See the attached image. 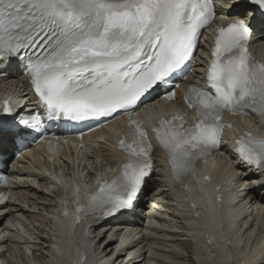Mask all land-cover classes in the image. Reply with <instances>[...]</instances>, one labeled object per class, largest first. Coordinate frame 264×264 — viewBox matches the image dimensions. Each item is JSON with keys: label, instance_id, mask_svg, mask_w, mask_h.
Instances as JSON below:
<instances>
[{"label": "snow or ice", "instance_id": "snow-or-ice-1", "mask_svg": "<svg viewBox=\"0 0 264 264\" xmlns=\"http://www.w3.org/2000/svg\"><path fill=\"white\" fill-rule=\"evenodd\" d=\"M231 7L239 15L216 30L206 85L189 84L183 97L198 115L191 122L157 115L150 137L130 113L158 89L168 99L175 96L164 86L194 57L215 15L212 0H0V65L23 66L48 119L99 121L129 113L131 140L122 135L117 141L121 164L82 196L83 203L72 202L77 222L131 208L150 177L156 146L181 183L221 146L231 128L225 112L264 117V61L248 48L253 29L264 27V0H234ZM0 111L8 114L0 138L6 131L22 141L42 123L39 115L13 114L6 101ZM232 143L242 163L264 169V135L242 129Z\"/></svg>", "mask_w": 264, "mask_h": 264}, {"label": "bare ground", "instance_id": "bare-ground-1", "mask_svg": "<svg viewBox=\"0 0 264 264\" xmlns=\"http://www.w3.org/2000/svg\"><path fill=\"white\" fill-rule=\"evenodd\" d=\"M233 10H235V12L234 13H238V10L237 9H234V8H232L231 9V12H233ZM260 37L262 38V39H260V40H264V29H262L261 30V32H260ZM259 39V38H258ZM3 66H5V65H3ZM5 67H10V66H5ZM15 77H16V75H12V76H10V77H7L6 79H5V82L6 83H8V84H12V82H11V80H16L15 79ZM189 79H192V75L191 76H189ZM2 85V83H0V86ZM15 86H17V89H18V91H20L22 94H27V92H28V87L27 86H23V87H21V85L20 86H18L17 85V83L16 84H14ZM5 86H2V87H0V94H2V95H5V96H9V94H8V91H6L5 90ZM155 102L157 103L158 101L157 100H155ZM152 103H153V101H152ZM175 103H177V102H175ZM153 107H155V105H154V103H153ZM253 120H254V118H252ZM262 119H263V121H261V123H254L253 124V127L254 128H257V129H259L260 128V125L262 124V123H264V117H262ZM115 124L116 123H113V124H110L109 126H107V127H105V128H103V129H101V130H99V131H97L96 132V134H98L99 136L98 137H103V134L105 133V131H107V132H110L114 127H115ZM228 130H226V132H227ZM94 134V133H93ZM93 134H91V135H89V136H86L85 137V139L87 140V139H91V138H93ZM97 137V138H98ZM105 137V136H104ZM108 140V139H107ZM9 142V141H8ZM8 142L6 143V145H8ZM110 140H108V142H105V143H102L101 144V149H100V151L103 153V155H101L102 156V158L103 159H109L110 161L112 160V157H113V155H114V153H113V150H112V146L110 145ZM74 147V146H73ZM34 150H36L35 148H33ZM58 151V150H57ZM57 151H55V152H52V153H49L50 154V156L51 155H53L52 157H54V155H56V153H57ZM99 151V150H98ZM224 151L227 153V152H230L231 151V149L227 146V145H224ZM10 153L12 154V151H10ZM218 153V152H217ZM216 153V154H217ZM48 154V153H47ZM48 154V155H49ZM64 154V153H63ZM86 156H88V154H85ZM156 155H158V152H156ZM212 160L210 157L209 158H207L206 160ZM36 163H38L39 165L41 164L40 163V161L37 159V162H35L34 161V166H35V164ZM231 164H232V167H234L233 169L231 168V166H230V168H228V171H229V175H227V177H228V180H230V185H229V188H228V190H227V195L228 194H233V192L231 191L232 190V188L234 189V194H235V197H234V200H233V203L235 202V203H237L238 205L236 206V215H235V217L237 218V220L235 221L233 218L232 219H230V221L234 224L233 225V229L235 230V236L233 235V240H231V242L227 245V244H225L223 241L221 242V243H219L218 244V252L216 253V255H217V257H215L217 260L216 261H218L217 262V264H219L221 261L220 260H222L223 261V263L224 262H226V260H227V257L228 256H230V254H231V251H230V245L231 244H236V243H238L239 242V239H240V237L242 236V235H244V234H246L248 231H250V230H253V229H255L254 228V226H251V224H247L246 223V221L244 220V216H247L248 217V215L249 216H251L252 214L254 215V218L256 219V220H259V219H261V220H259L261 223H264V209H263V206H264V193L263 192H258L257 190L260 188V187H262L263 185H264V183H262V184H260L259 185V187H258V189L256 190V188L254 187V185L252 186L251 185V183H253L255 180H259V179H261V176L260 175H262L264 172H261V171H257V170H250L249 171V173L247 174V175H244L241 171L239 172V170L241 169L240 167H241V163L240 162H236V160H234L233 159V162L231 161ZM17 165V164H16ZM210 167L211 166H213L212 164H208ZM200 166V165H199ZM227 166L225 165V164H222V165H220V168L221 169H224V168H226ZM95 172V171H94ZM93 172V173H94ZM81 173H82V169L80 170V171H78L77 172V174H76V176H75V178H80L81 177ZM93 173H91L89 176H88V178H87V181H85L86 183H89V182H91V177H92V174ZM99 174H101V173H99ZM105 174V173H104ZM104 174H102V175H104ZM243 174V175H242ZM191 177H192V175H188L187 176V180H190L191 179ZM201 178L199 177L198 178V180H199V182L200 183H203L204 184V186H205V188L208 190V193L209 194H211V199H212V202H213V187L208 183V182H205V181H201L200 180ZM10 183H12V177L10 178ZM63 180V179H62ZM151 181L152 180H155L154 179V177L152 176L151 177V179H150ZM161 181H162V183H163V185L164 186H167V183H166V179L165 180H163L162 179V177H161V179H160ZM245 180H247V182L246 183H244V181ZM226 179L225 178H223L222 179V182H223V185H222V189H224L225 187H226ZM26 182H28V181H20L18 184L17 183H14V185H13V189H12V191L13 192H15V191H21V193H19V194H17L18 196H16V198L15 199H19L20 201H22L23 203L24 202H26L27 203V206H34V205H31V203H37V202H42V203H45L46 204V202L48 203L47 205H45V207H46V209H48L51 213H52V209L53 208H51V203H49V201H52V199L50 200H48V198L47 197H45L43 194H41V196H39L38 194L39 193H42V192H40L38 189H36V188H34V184H35V181H32V183H33V187L29 184V183H26ZM63 182L64 183H66L64 180H63ZM71 182L73 183V185H76V187H77V185H80V183H78V181L77 180H71ZM170 182H172L171 180H170ZM55 184H58L56 181L54 182ZM26 186V187H25ZM174 186L176 187L177 186V184L176 183H174ZM56 187V186H55ZM26 188H31V189H33V191L34 192H39L37 195H36V197H34L33 196V192H28V189H26ZM55 189V188H54ZM196 189V188H195ZM7 190H10V189H7ZM176 190H178V191H183L181 194L182 195H186V192H189V191H192L193 189L192 188H188V186L185 188V190H183L182 188H179V189H177L176 188ZM186 191V192H185ZM46 193V192H45ZM46 194H48V193H46ZM154 195V194H153ZM152 195V196H153ZM47 196V195H46ZM51 196V195H50ZM57 196V195H56ZM49 197V196H48ZM153 198V197H152ZM151 198V199H152ZM198 198V197H197ZM38 199H41V201H39ZM182 200H184V202H183V204L184 205H189V200L188 199H185L184 197H182L181 198ZM199 199V198H198ZM200 200V199H199ZM236 200V201H235ZM35 201V202H34ZM11 201H9V203H10ZM56 202V199H54V203ZM8 202H5L4 203V205L5 204H7ZM54 203H53V205H54ZM143 203V201L142 200H140L139 201V204L141 205ZM3 205V206H4ZM215 204H213V206H214ZM246 205H248L247 207H246ZM256 205H259V206H262V207H260V208H254V206H256ZM2 205H0V207H1ZM16 207H17V209L19 210V211H21V213H23L25 216H27V217H30V213H29V209H28V207H26V206H24V204H20V203H17L16 204ZM188 207V206H187ZM190 207H193V206H191L190 205ZM216 207V206H215ZM228 208L229 207H227V210L225 211V213H227L228 212ZM1 209V208H0ZM44 209V208H43ZM254 209H256V210H254ZM191 210L192 211H196V210H199L200 211V208H197V207H194V208H191ZM259 210H261L262 212H261V218H259ZM8 211H10V210H8ZM47 211V210H46ZM159 211H162L163 213H167V209H164V208H160L159 207ZM190 211V210H189ZM239 211V212H238ZM243 211H244V215H243ZM216 213H217V208H216ZM7 215V211H5L3 214H1L0 215V223H1V221H2V219L5 217ZM149 215V214H148ZM148 215H146V216H148ZM188 215V217L186 218V219H184L183 217H182V214H180V213H175L174 211L172 212V217H169V219H168V221L169 222H171V224L169 225L170 227H173V224H174V222H176V223H178L179 222V224L182 226V227H185V226H189L190 225V221H192V222H194V223H199V219H200V216H199V219H197V218H194V217H192L191 215H189V214H187ZM199 215H200V213H199ZM216 215V214H215ZM242 215H243V217H242ZM14 218L15 217H13V218H8L11 222H15L16 223V221H14ZM143 218V217H142ZM141 218V219H142ZM158 218V217H157ZM162 219H164L165 217H161ZM176 219H179V221H176ZM245 219H247V218H245ZM38 220H41V223H42V226H44L45 228V230L47 231V229L49 230V231H51L52 230V227H51V221H50V217L49 216H44V215H39V219ZM213 223L215 224L214 225V227L216 228V227H218L219 225H217L218 223H219V218L218 217H216L215 216V218L213 217ZM35 221V220H34ZM60 221V223H59V227H58V232L60 233V231H64V229L62 230L61 228H62V226L66 223V224H68V226H70V229H68V233H66V235H64V236H61V237H59L58 235H56L55 237H54V239H51V241L53 242L52 243V245H49V247H50V256L48 255V253H47V251H48V249H47V247H45V248H41V244L43 243V242H46V241H48L47 239H44V238H41L42 240L41 241H43L42 243H40L36 248H35V251H37V252H34L35 254L36 253H38L36 256H35V258H37V260H38V262L40 263V264H71L70 263V260H75V261H77V257H79V250L77 251V254H76V256H75V254H74V252H75V247H74V244H73V241L72 240H69L68 239V242H69V244L67 245V247L70 245V250H73V252H72V254H71V256H69L68 257V259H65L66 258V256L67 255H65L64 253H63V251L64 250H61L62 248H61V246H62V244H60V246H57V243H58V241L61 239V238H65V239H67L68 238V236H69V233H71V231L73 230V228H72V226H71V224H70V221H71V217H65V218H61V220H59ZM230 221L229 220H226V223H230ZM18 222V221H17ZM23 222V221H22ZM20 223V222H19ZM18 224V223H17ZM101 224H103V223H99V224H92L91 226V231H93V236H92V238H95V241H94V246L96 247V248H99V252H100V254L101 255H99V260H102V259H105V258H107L108 257V255H110V252L113 250V248H114V245L113 244H119V245H121V247L120 248H118L117 250H116V252H115V256H114V258L110 261V262H108V263H106V264H113L114 263V261H116V260H118L119 262L118 263H122L121 261L123 260V258L124 257H126L127 258V260L125 261V262H123V264H137V260H138V258H136L137 256L139 257V256H142V258L140 259V260H142L144 257H145V255H144V253L148 250V249H143L142 251H141V253H139V254H135L134 253V244H137V243H139V240L137 239V238H133L134 237V235L135 234H133L134 233V229L137 227L136 225L137 224H135L134 225V228H133V230L132 231H130V232H127V233H122V239L121 240H118V238H116V237H114L113 235L111 236V235H109V233L107 232L108 231V229H103L102 230V232L100 233V229L101 228H105L104 226L103 227H101L99 230H98V228H99V226L101 225ZM105 224V223H104ZM206 224H207V222H206ZM20 225V224H19ZM40 225V224H39ZM21 226V225H20ZM164 226V225H163ZM168 226V227H169ZM207 226L208 227H210L208 224H207ZM22 227V226H21ZM199 228H200V226L198 227V230L196 229L195 230V232L196 233H198V231H199ZM231 228V227H230ZM168 229L170 230V228H167L166 229V227L164 226L163 227V231L166 233V232H168ZM256 229H259L260 231H261V234H260V237H259V239H258V241H257V243L259 242V240H260V238L262 237V235H263V230H262V226L261 227H258V228H256ZM23 230V229H22ZM98 230V231H97ZM145 230V229H144ZM162 230H160V232L162 231ZM97 231V232H96ZM119 231V230H118ZM115 232V234H119L120 233V231L119 232ZM163 231L161 232V233H163ZM177 231V230H176ZM183 231V230H182ZM182 231H180V234L182 233ZM185 231V230H184ZM145 232H146V230H145ZM158 232V231H157ZM155 233L154 235H159L160 233ZM99 234V236L98 237H96V235L97 234ZM196 233L194 234V237L196 238ZM27 234H29L28 232H27ZM68 234V235H67ZM174 234H176V233H174ZM45 235V234H44ZM131 235V237L129 238L130 240L128 241V242H126L124 245L122 244L124 241H125V237H127V236H130ZM162 234H160L159 236H149L150 238H157V240L158 239H160L161 241L163 240L162 238L164 237V236H162V237H160ZM164 235V234H163ZM167 235H169V234H167L166 233V235H165V237L167 236ZM172 235V234H171ZM249 235V234H248ZM174 236V235H173ZM222 236L225 238V237H227V235L226 234H224V233H222ZM70 237V236H69ZM81 237V236H80ZM82 237L84 238V235L82 234ZM246 237V236H245ZM167 238V237H166ZM71 239V238H70ZM165 239V238H164ZM243 239H244V237H243ZM160 240H158V241H160ZM188 240V239H187ZM3 241H5V240H3ZM50 241V240H49ZM48 241V242H49ZM242 241V240H241ZM154 242V241H153ZM185 242V241H184ZM0 243H2V241H0ZM166 243V242H165ZM170 243V242H169ZM173 243V242H172ZM172 243H170L171 245H173ZM180 243H182V241H180ZM199 244H200V239H199V242H198ZM240 243V242H239ZM159 244V243H158ZM168 244V243H167ZM170 244H168L169 246H170ZM176 244H178V243H176ZM113 245V246H112ZM162 245H164L163 243H162ZM161 245V242H160V246H162ZM192 245V244H191ZM201 245L204 247V249H208V245H206L205 244V242H203V240H201ZM23 246V245H22ZM56 246V249L54 250V247ZM160 246H158V247H160ZM167 245H164V247H166ZM168 246V247H169ZM175 246V245H174ZM174 246H171V247H174ZM18 247V246H17ZM64 247V246H63ZM156 247V246H155ZM157 248V247H156ZM178 248V245H176V247H175V249H177ZM210 248H211V246H210ZM246 248V247H245ZM26 250V249H25ZM168 250H170V247L168 248ZM24 251V250H23ZM30 252V251H29ZM62 252V253H61ZM263 252V253H262ZM241 253H243V252H241ZM58 254H61L60 255V257L58 256ZM171 254V253H170ZM169 254V255H170ZM256 254V255H255ZM255 254H253V255H250V254H248V255H244V256H241L242 258H245V260L247 261V263H252L253 261H255L256 259H258L259 261H260V263H264V244L256 251V253ZM163 255H165V256H167L166 255V253L165 254H163ZM162 255V256H163ZM179 255V254H178ZM177 255V256H178ZM171 257H169V258H167V259H169V260H171L172 261V264H182L181 262H179L178 260H175V258L177 257V256H175V255H173V254H171L170 255ZM196 256H198V257H200V260H202V261H204V263L203 264H209V262L207 261V258H210V254H207V253H202V254H198V255H196ZM148 257V254H146V258ZM168 257V256H167ZM192 257V256H191ZM161 258H164V257H161ZM166 258V257H165ZM195 258V257H194ZM197 258V257H196ZM162 260V259H161ZM166 260V259H165ZM184 260V259H183ZM163 261V260H162ZM196 261H199V259H197ZM188 262V261H187ZM28 263H29V261H28ZM167 263V262H166ZM7 264H13V262L12 261H8L7 262ZM30 264V263H29Z\"/></svg>", "mask_w": 264, "mask_h": 264}, {"label": "rangeland", "instance_id": "rangeland-1", "mask_svg": "<svg viewBox=\"0 0 264 264\" xmlns=\"http://www.w3.org/2000/svg\"><path fill=\"white\" fill-rule=\"evenodd\" d=\"M109 137H110L109 136V132L105 131V133L103 134V138L105 139V142H107V139ZM91 139H87L86 142H83V144L81 146V147H83L84 152H83V155L79 157V161H80V164L83 163V162L85 163L84 168L82 169L81 177L80 178H75V176L73 175V178L71 179V177H72L71 175L67 176V175H63L61 173V178L68 184V186L71 184V180H77L78 183H83V182L87 181L88 176L91 173H93L94 171L95 172H100V171L104 172V171H106V170H104V167L105 168H109V165H110L109 161L110 160L109 159H103L101 154H100V152H99L100 149H101V144L105 143V142L97 141V140H91ZM68 150H70V149L65 148V152L67 154H68ZM87 153H88V156L85 155ZM27 154L28 155L21 156V160L15 166L19 165V167L22 170L27 171L28 172V176L26 175V177L30 181L29 184L32 186L33 185L32 181H35L34 185L36 186V189H38V190L40 189L39 191L42 192V193H39V192L36 193L31 188H26V189H28V192H33V196L34 197H36V195L39 193L38 194L39 196H41V194H43L45 197L48 198V200L49 199L51 200L53 198L52 199V201H53L54 198H55V195H56V191L59 190V186L56 185V187L55 186L52 187L51 185L54 183L52 181L46 182V183H48V185H50V186H48V185L46 186L44 181H43V178L40 179V181H36L35 176L31 175L30 172L32 170L39 169V172L43 173V172H45V167H44L45 165L34 167V157H33L34 151L33 150H29ZM30 157H32V158H30ZM67 157L70 160V163L71 162L75 163L77 161L75 157H69V156H67ZM209 157L212 159L211 161H213L218 166H220L222 163H225V165L227 167L223 169L224 176H227V175L230 174L229 171H228V168H230V166H231V160L228 159V157H223V153L222 152L219 151L216 155H210ZM45 158H47V157H45ZM46 160L47 159H45L44 162H46ZM40 163H42V162L40 161ZM35 166H36V164H35ZM231 168L233 169L232 166H231ZM77 170L80 171L81 169H77ZM59 174L60 173L57 172V175H59ZM154 179L157 182L158 176L154 177ZM154 186H155V184L152 183V186L146 187L145 195H147L148 197L152 196L153 191H154V189H153ZM49 187H52L53 190L51 188H49ZM44 190H47L49 193L46 194ZM164 196H165V193H162V194H159L156 198L154 197L152 200H146L145 201L144 205L147 208L150 209L151 213H150V216L147 219L142 221V223L150 224V225H147L148 227L145 228L146 229V234L154 235L158 231L157 233L162 234L160 237L164 236L162 238L163 240L161 241L160 239H158V240H160V241H158L157 238L150 239L149 236H148V238H145L144 236H138V240L140 242L138 244L134 245L135 252L138 253V251L141 250L143 247L144 248H149V255L154 254V253L156 255V257L151 260L150 264H168V263H166V261H162L161 259H159V257L160 256L164 257V259H166L167 256L170 257V255H169L170 252L169 251L177 252L179 255L177 254L178 256L175 258V260H178L182 264H200V257L196 256V255H198V253L195 254V252L193 251V244H192V241L190 240L191 237H192V234L194 233V231L187 230V228H183L179 224V222L178 223L174 222L173 227L170 228L171 230L166 232L167 234H169V235L166 236L167 238L165 237L166 233L164 231H163V233H161L162 231L160 232V230H161L160 227L164 225L166 228H168L170 222L167 221V220L165 221V220L159 219V216H165L168 219V217L171 215V213H169V214L168 213H163L162 211L158 210L159 207L166 208L169 211L178 212V210H176L169 203L171 201V198H169V197L168 198H164ZM11 200L15 201L16 203L18 202L20 204H24L26 207H28L29 213H30L29 220L32 218L33 219L32 221L35 220V222H37V223H41V220H38L39 219V215L42 214L44 216H49V214H50V211L48 209H46V207H45V205L48 204L47 202H46V204L42 203V202L31 203V205H34V206H27L26 202L22 203L20 200H17V199H14V198L11 199ZM38 200L41 201V199H38ZM160 200L164 201L165 204L168 203L169 205L168 206L161 205V203H159ZM52 201H49V203H51V206H52L51 208H53ZM16 203L12 202V203H8V204H6V206H4L5 210H10V211L7 212V215L4 217V219L2 220V223L0 224V239H2V237L6 239V240L4 239L5 241H2V243H0V264H7V262L9 260L11 261L10 256L14 259V263L13 264H29L28 261H30L31 259H34L35 255L33 253L37 252V251H35V248L39 245V244H36L37 242H33L31 240H28V239H26V240L22 239L21 235L19 233H17L15 230H13V229L10 230V229H7L6 227H4V224H5V222L7 221L8 218L15 217L14 221H16V224L18 223V225L20 224L22 226L21 227L19 225L21 227V231H23L29 238L34 236L35 230H31L29 228V226L27 225V222H26L27 219H28L27 216H25L23 213H21L20 211L17 210V208L15 206ZM154 214H155V216H153ZM260 216H261V212L259 214V218H261ZM259 220H261V219H259ZM176 221H179V219H176ZM171 231H173V232H171ZM180 231H182L181 234H180ZM27 232L29 234H27ZM174 233H176V234H174ZM260 234H261V231L259 229L250 230L246 234H244V235H242L240 237L239 242H241V240H243V237H244V239L248 240V243H250V241H255L257 243V241H258V239L260 237ZM159 235L156 234V236H159ZM92 236H93V231H89V239L92 242H94L95 238H92ZM13 238H16L17 240L13 239ZM18 240H20V241H18ZM152 241H154V242H152ZM178 241L179 242L182 241L183 245L182 244L181 245L176 244V243H178ZM160 242H161V245L163 243L164 245H167V246L166 247H164V245L160 246ZM169 242L170 243L173 242L172 243L173 245H171ZM167 243L170 244V246ZM21 245H23V246H21ZM152 245H157V247L160 246L159 247L160 250L153 249ZM176 245H178L177 249H175ZM168 246L170 247V250H168V248H169ZM171 246H174V247H171ZM21 247H24L27 251H30V252H27L26 250L23 251V248L21 250ZM256 251L257 250L255 249V250H252L251 252H248V253L243 252V253H240V256H244V255H248V254L253 255V254L256 253ZM145 253H147V252H145ZM165 253H166L167 256L163 255ZM98 255H101L100 252L98 253ZM112 259H113L112 255L110 254V255H108L107 258L103 259L102 262H110ZM197 259H199V261H196ZM125 260H126V258L124 259V261ZM118 262L119 261L116 260V261H114L113 264H120ZM258 263L259 264H264V263H260L259 260H258ZM137 264H144V261L143 260L142 261H138Z\"/></svg>", "mask_w": 264, "mask_h": 264}, {"label": "water", "instance_id": "water-1", "mask_svg": "<svg viewBox=\"0 0 264 264\" xmlns=\"http://www.w3.org/2000/svg\"><path fill=\"white\" fill-rule=\"evenodd\" d=\"M204 194H205V195L207 196V198H208V191H207L206 189H204ZM69 253L71 254V253H72V250H68V249H67V250L64 252L65 255H68ZM60 255H61V254H58L59 257H60Z\"/></svg>", "mask_w": 264, "mask_h": 264}]
</instances>
